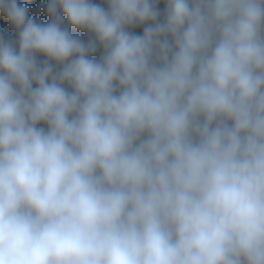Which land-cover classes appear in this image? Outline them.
Returning a JSON list of instances; mask_svg holds the SVG:
<instances>
[{"label": "clouds", "instance_id": "9594fccd", "mask_svg": "<svg viewBox=\"0 0 264 264\" xmlns=\"http://www.w3.org/2000/svg\"><path fill=\"white\" fill-rule=\"evenodd\" d=\"M46 13L0 0V264H264V0Z\"/></svg>", "mask_w": 264, "mask_h": 264}, {"label": "trees", "instance_id": "16d2710c", "mask_svg": "<svg viewBox=\"0 0 264 264\" xmlns=\"http://www.w3.org/2000/svg\"><path fill=\"white\" fill-rule=\"evenodd\" d=\"M47 1V0H46ZM19 3L24 4L27 3L29 8V16L36 19L38 22L47 23L49 17L46 13V6H42L40 3H35L29 0H18ZM99 3V0H96ZM106 7V5H105ZM161 7H163L161 5ZM73 34L79 35L84 39H87V34L84 32H78L75 29H72ZM0 32H3L6 37L15 38L16 30L7 22L6 18L3 14H0Z\"/></svg>", "mask_w": 264, "mask_h": 264}, {"label": "rangeland", "instance_id": "374dc122", "mask_svg": "<svg viewBox=\"0 0 264 264\" xmlns=\"http://www.w3.org/2000/svg\"><path fill=\"white\" fill-rule=\"evenodd\" d=\"M29 1H32V2H35V3H40L43 6H46V4H47L46 0H29Z\"/></svg>", "mask_w": 264, "mask_h": 264}]
</instances>
